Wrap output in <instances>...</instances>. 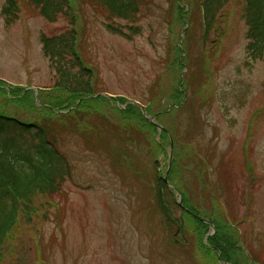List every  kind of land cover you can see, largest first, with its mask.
Returning <instances> with one entry per match:
<instances>
[{
	"label": "rangeland",
	"instance_id": "rangeland-1",
	"mask_svg": "<svg viewBox=\"0 0 264 264\" xmlns=\"http://www.w3.org/2000/svg\"><path fill=\"white\" fill-rule=\"evenodd\" d=\"M18 1L7 26L0 0V112L40 122L34 98L53 119L71 106L52 124L73 169L21 215L1 264H264V59L248 52L245 2L215 15L206 39L203 0H137L132 20L72 0L77 53L96 78L77 97L53 89L41 44L69 21ZM164 178L179 235L157 201Z\"/></svg>",
	"mask_w": 264,
	"mask_h": 264
},
{
	"label": "trees",
	"instance_id": "trees-1",
	"mask_svg": "<svg viewBox=\"0 0 264 264\" xmlns=\"http://www.w3.org/2000/svg\"><path fill=\"white\" fill-rule=\"evenodd\" d=\"M37 8L41 16L50 23L59 18H65L70 23V29L52 37L41 36L44 56L49 60L57 80L53 89L62 90L73 96H91L94 94L95 73L86 66L78 55L76 44L78 38L76 15L72 0H27ZM108 11L110 20H132L139 11L137 0H97ZM231 0H200L201 17L204 21L205 38L214 29L215 15L223 11ZM245 2L246 24L249 40L247 49L253 60L264 59V0H243ZM6 25L12 26L19 19L20 5L18 0H5L1 8ZM108 28L119 34H125L121 29L111 25ZM16 93H24L33 100V95L26 88H12ZM52 89V88H51ZM20 102V100H17ZM5 105L9 103L4 101ZM35 103V105H34ZM43 102H35L31 107L41 115L40 122L21 121L18 117L0 112V264L4 249L2 248L11 235L17 230L22 214L31 220V208L35 197L56 195L67 178H72V164L67 155L61 151L55 127L61 118L69 114L44 116ZM49 106V105H48ZM42 107V109H41ZM3 104L0 110H3ZM52 109L51 107H49ZM57 108L58 112L70 110ZM75 113V112H74ZM160 191L158 204L162 214L170 224L178 227L182 233L183 225L173 217L170 203L166 199L167 185L159 180ZM177 208L185 211L177 203ZM187 208V207H186Z\"/></svg>",
	"mask_w": 264,
	"mask_h": 264
}]
</instances>
